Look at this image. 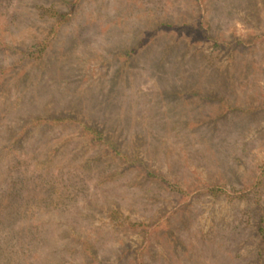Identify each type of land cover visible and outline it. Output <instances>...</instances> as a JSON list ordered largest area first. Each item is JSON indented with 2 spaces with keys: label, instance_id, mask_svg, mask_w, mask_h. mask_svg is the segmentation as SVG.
Returning a JSON list of instances; mask_svg holds the SVG:
<instances>
[{
  "label": "rangeland",
  "instance_id": "1",
  "mask_svg": "<svg viewBox=\"0 0 264 264\" xmlns=\"http://www.w3.org/2000/svg\"><path fill=\"white\" fill-rule=\"evenodd\" d=\"M138 256L264 264V0H0V264Z\"/></svg>",
  "mask_w": 264,
  "mask_h": 264
},
{
  "label": "trees",
  "instance_id": "2",
  "mask_svg": "<svg viewBox=\"0 0 264 264\" xmlns=\"http://www.w3.org/2000/svg\"><path fill=\"white\" fill-rule=\"evenodd\" d=\"M68 19H69V15H66V14H61L60 15V23L66 22ZM48 43L49 42H47V41H44L43 43H41L40 44L41 48L39 50H36L33 53L29 52V56L32 57V56H35L37 53H41L43 51V49L48 46ZM77 121L78 120H74L73 122H75V123L80 125L83 134L85 136H87L88 138H90L91 142L96 143L97 141H102L106 145L105 148L107 150H111L112 149L113 151H115V149H116L115 144H113L112 142L108 141L106 139V137L104 136V134L99 129H96V128L92 127L91 125H88V123H86V122H84V123L81 122L80 123V122H77ZM87 252H88V250H87ZM89 253H90V251H89ZM92 256H93V254H92ZM140 258L138 256L137 259L135 260V263L137 262L136 264H138V262H139V264H145V261L143 259L140 260Z\"/></svg>",
  "mask_w": 264,
  "mask_h": 264
}]
</instances>
